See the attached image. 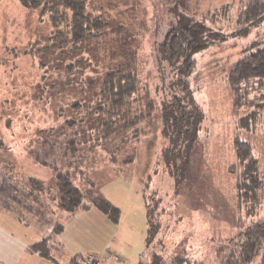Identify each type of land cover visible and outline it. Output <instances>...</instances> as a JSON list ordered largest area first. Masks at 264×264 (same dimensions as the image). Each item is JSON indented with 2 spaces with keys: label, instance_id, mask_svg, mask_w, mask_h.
<instances>
[{
  "label": "rangeland",
  "instance_id": "1",
  "mask_svg": "<svg viewBox=\"0 0 264 264\" xmlns=\"http://www.w3.org/2000/svg\"><path fill=\"white\" fill-rule=\"evenodd\" d=\"M173 1L89 0V8L99 10L98 19L107 23L106 28L95 39L74 44L67 37L62 44L65 39L51 38L52 28L41 11L27 9L17 0H0V180L13 179L19 188L18 203H8L9 208L0 204L3 226H19L28 241L53 231L60 234L58 225L64 222L71 224L68 233L74 232L72 225L80 218L59 214L51 200L54 171L33 157L43 150L39 139L47 135L45 131L66 120L75 123L65 134L67 141L84 151L93 148L84 163H76L84 173L79 179L91 181L93 193L113 206L109 219L119 224L118 252L126 264L129 258L134 264H155L153 253L161 254L163 247L170 258L180 253L187 264H220L218 248L232 242L246 224L264 218V131L254 123L259 112L233 109L227 78L238 60L255 52L254 47H264V19L243 23L247 0H188L190 14L216 13V23L225 30L237 29V34L199 54L184 79L185 70L162 61L155 52L176 24ZM134 55L140 88L133 102L118 105L137 110V119L121 108L115 107L112 115L95 110L105 76ZM185 81L205 118L185 179L178 182L165 166L181 167L189 154L168 122L176 107L193 112L183 91ZM250 111L254 119L245 124L250 122V129L239 132L253 147L255 159L246 163L251 169L243 178V169H232L237 164L233 138L237 116L247 118ZM133 120L137 123L124 128ZM65 151L56 145L49 151V161H61ZM127 157L132 159L122 164ZM32 179L52 187L51 192L40 193L39 203L20 194L30 192ZM143 193L147 208L153 210L152 222L160 228L151 241L149 229L153 232L155 227L148 224ZM85 244L91 250L101 243ZM0 264L8 263L0 259Z\"/></svg>",
  "mask_w": 264,
  "mask_h": 264
},
{
  "label": "trees",
  "instance_id": "2",
  "mask_svg": "<svg viewBox=\"0 0 264 264\" xmlns=\"http://www.w3.org/2000/svg\"><path fill=\"white\" fill-rule=\"evenodd\" d=\"M25 8L32 10H39L42 16H46L52 28V37L55 42L57 39L64 40L62 43L68 42L67 37H70L71 42L74 44L85 42L90 39H95L99 35V31L106 28L107 23L99 20V10L89 8V0H17ZM173 15L175 16V25L165 35L164 40L160 42L155 49L156 54L160 55L162 61L169 63L172 66H177L179 69L185 70L184 79L187 78L189 73L193 70L196 62L194 61L199 54L206 51L215 43L228 41L230 37H233L236 31L233 29H222L221 23L218 25V15L212 12L200 13L195 11L190 14V7H188V0H174ZM230 8V7H227ZM226 9V8H224ZM241 13V19L243 23H257L264 19V0H247L243 3V9ZM200 15V16H199ZM197 16L199 18H197ZM242 22V21H241ZM225 24L226 23H222ZM223 31V33L221 32ZM226 31V32H224ZM56 44V43H54ZM261 44V42H259ZM257 44V45H259ZM252 44L251 46H257ZM255 52H251L247 56L238 60L233 66L232 70L228 72V84L230 88V95L232 97V107L236 112H242L243 108L249 110L254 109L255 117L257 120L255 124H261L264 131V47L258 46L253 48ZM159 57V56H158ZM126 60L118 69V71L108 73L101 84V97L96 100L98 102V112H108L112 115L111 111L121 108L120 112L129 113L134 119H137L135 115L137 110L131 111L122 107L126 106V100H131L133 95L138 94L140 85L137 72L135 71L136 61L135 55ZM73 67L69 66V70ZM182 84V83H181ZM183 91L189 99V105H193V112H187L182 107L175 108V115L168 122V127L173 128L177 135L182 137V142L187 148L188 163H183L181 167L175 168L174 166H165V171H168L170 176H176L178 182L185 179L187 168L191 163L193 156L195 142L199 139V133L202 131V123L205 118L204 113L198 104L193 103L192 91L189 87V82L185 81L183 84ZM134 95V97H135ZM104 101V102H103ZM176 100V104H177ZM192 102V103H191ZM109 103V105H104ZM174 103V104H175ZM118 104H122V107ZM260 104V105H259ZM177 106V105H175ZM74 107L80 106L76 103ZM247 118L243 116H237L235 123L237 133L233 138L234 154L237 163L233 170L243 169L241 176L243 178L249 175L251 168L247 167L246 163H253L255 156L253 154V147L240 136V132L243 129H250L247 120H253L251 117L252 111L246 112ZM196 114V115H194ZM120 115V113H119ZM251 117V118H250ZM171 121V123H170ZM137 122H130L126 125ZM75 126V123L66 120L60 125L52 126L50 130H46L44 138H40V144H42L43 150L37 152L33 157L43 167H48L54 171L56 180L54 186V196L51 200L55 202L58 209L75 215L81 211H86L91 208H98L107 215L111 216L113 206L101 195H96L89 188L91 181L83 179V169H79L76 163H84L88 154L93 148H88L84 151L73 141H67L68 129ZM244 126V127H243ZM55 129V130H54ZM56 131L52 135H49L50 131ZM183 135V136H182ZM66 137V138H65ZM62 138V139H61ZM65 138V139H63ZM58 145L62 150H66L63 154L64 159L61 161H49V151H54L55 146ZM186 151V150H185ZM115 156V155H114ZM116 160V156L114 157ZM111 157V158H112ZM132 158L127 157L122 164H128ZM167 168V170H166ZM170 168V169H169ZM180 168V171H179ZM1 170V168H0ZM176 171V173H175ZM172 172V173H171ZM247 172V174H246ZM240 176V177H241ZM8 180H0V204L9 208L8 203H18L16 199L19 194V188L16 184ZM81 183H80V182ZM30 192L21 191L22 199L33 198L34 203H39L42 196L40 193L43 191L47 193L51 192L52 187L42 184L37 179L31 180ZM147 182L145 183V186ZM147 187V186H146ZM142 199L145 204L146 218L148 217V224L154 226L149 229V241L154 236L159 226H155L152 222L153 210L147 208V195L143 193ZM148 209V210H147ZM116 221V219H115ZM160 229V228H159ZM161 246H166L161 240ZM45 242L35 245L33 248L37 250L42 256H47V251L44 248ZM221 246V245H219ZM218 248V256L220 264H264V218L256 220L250 224H246L243 228L238 230L232 242L222 245ZM161 247V248H162ZM161 254L157 255L153 253L154 259L157 260L155 264H187L186 259H182L180 253L175 257L170 258L168 248L163 247ZM159 251V250H158ZM158 251L156 253H158Z\"/></svg>",
  "mask_w": 264,
  "mask_h": 264
},
{
  "label": "crops",
  "instance_id": "3",
  "mask_svg": "<svg viewBox=\"0 0 264 264\" xmlns=\"http://www.w3.org/2000/svg\"><path fill=\"white\" fill-rule=\"evenodd\" d=\"M57 210L62 216L68 215L69 219L71 217L80 218L72 225L75 227L72 234H69L67 230L71 224L65 225L66 222H64L63 225H58L60 234L56 235L53 231L50 236H44L43 238L38 236L28 241L24 240V235L18 232L17 228L19 226L16 227L11 223L16 227L15 230L12 225L3 226L0 222V239H4L0 240V259L8 264H68L89 255L106 256L112 254L117 256L119 261L105 259L103 260L104 264H126L124 257L118 252L120 249L116 236L120 232L117 231L118 222L113 223L109 219V215L95 207L75 215L62 211L58 207ZM87 240H90L93 244L101 243L100 248L94 246L98 250H94L96 248L87 250L88 245L85 244ZM43 242H45L44 248L47 251V256H42L33 248ZM104 250L106 253L103 254ZM134 262L135 260L132 258L127 260V264H134Z\"/></svg>",
  "mask_w": 264,
  "mask_h": 264
},
{
  "label": "built area",
  "instance_id": "4",
  "mask_svg": "<svg viewBox=\"0 0 264 264\" xmlns=\"http://www.w3.org/2000/svg\"><path fill=\"white\" fill-rule=\"evenodd\" d=\"M105 259H108V260L110 259L115 262L119 261V258L112 254L106 255L105 257H102L101 255H89L86 258L75 260L68 264H104L103 260Z\"/></svg>",
  "mask_w": 264,
  "mask_h": 264
}]
</instances>
